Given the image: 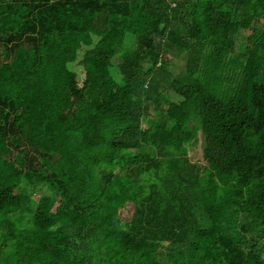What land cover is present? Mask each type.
Instances as JSON below:
<instances>
[{
    "label": "trees",
    "instance_id": "trees-1",
    "mask_svg": "<svg viewBox=\"0 0 264 264\" xmlns=\"http://www.w3.org/2000/svg\"><path fill=\"white\" fill-rule=\"evenodd\" d=\"M0 264H264V0H0Z\"/></svg>",
    "mask_w": 264,
    "mask_h": 264
},
{
    "label": "rangeland",
    "instance_id": "rangeland-1",
    "mask_svg": "<svg viewBox=\"0 0 264 264\" xmlns=\"http://www.w3.org/2000/svg\"><path fill=\"white\" fill-rule=\"evenodd\" d=\"M184 65V62L182 60H177L175 59V66L173 68V72L175 74L176 77H180L181 74V70H182V66ZM199 136V135H198ZM198 142H199V137H198ZM194 150L196 149V151L190 155L196 162L199 163H204V150H203V144L202 143H198L194 146L193 148Z\"/></svg>",
    "mask_w": 264,
    "mask_h": 264
}]
</instances>
